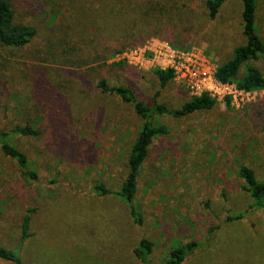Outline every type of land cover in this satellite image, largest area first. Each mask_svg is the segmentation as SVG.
I'll list each match as a JSON object with an SVG mask.
<instances>
[{
  "label": "rangeland",
  "instance_id": "374dc122",
  "mask_svg": "<svg viewBox=\"0 0 264 264\" xmlns=\"http://www.w3.org/2000/svg\"><path fill=\"white\" fill-rule=\"evenodd\" d=\"M7 1L15 22L36 35L23 48L0 45V131L31 125L39 135L10 138L37 181L0 150V246L16 250L20 264H142L133 249L146 238L152 264L191 242L197 247L182 264H264V205L254 204L240 174L246 167L264 181V90L238 107L224 99L181 117L153 115L168 132L153 139L139 171L140 226L118 196L92 192L96 183L120 189L143 125L132 103L101 93L97 82L179 110L187 90L174 79L161 86L148 50L149 63L137 68L120 55L176 42L174 49L197 48L218 67L244 43L240 0H227L214 20L206 0H151L158 6L145 29L100 47L71 25L76 0ZM162 7L173 20H158ZM257 31L264 41V0H257ZM251 64L264 75V54ZM29 210L30 237L20 245Z\"/></svg>",
  "mask_w": 264,
  "mask_h": 264
},
{
  "label": "trees",
  "instance_id": "16d2710c",
  "mask_svg": "<svg viewBox=\"0 0 264 264\" xmlns=\"http://www.w3.org/2000/svg\"><path fill=\"white\" fill-rule=\"evenodd\" d=\"M227 0H206L205 10L207 17L214 20ZM97 6L92 10L91 6ZM241 5V35L244 43L235 47L230 60L219 65L216 70V79L222 83H235L238 89L244 91L264 90V75L252 61L258 60L264 54V41L257 31V0H240ZM151 0H76L75 16L71 25L74 28L83 30L85 38L89 42L102 46L103 43L111 41H122L130 38L136 33L137 27L144 29L150 24V13H155ZM160 7V6H159ZM158 12V20L165 16H174V12L169 8H161ZM177 11L176 9H173ZM160 21V20H159ZM140 31V28H139ZM36 35V29L30 25L15 22V12L7 0H0V45L7 48H23ZM171 42L170 46H174ZM245 66V73L240 74L241 68ZM153 74L159 80L161 86H165L173 79L171 70H154ZM96 88L101 92L118 97L125 103H132L135 113L143 120L140 132L137 134L128 159L127 175L117 192H113L101 183H96L92 187V192L98 197L106 195H116L123 200L128 208L133 223L140 226L142 218L135 206V195L137 192V181L140 168L145 161L148 150L155 137L167 134L165 126L154 125L152 117L154 114H169L174 117H181L198 110H209L214 106V101L206 96L190 97L184 105L175 111L168 110L164 105L155 103L152 107L138 102L132 92L125 87H109L104 80H99ZM39 135L31 125L15 126L9 131H0V150L2 154L13 160L17 166L28 176L30 180L37 181L35 173L29 170L27 156L10 141L12 136L27 139L36 138ZM241 177L245 182L243 189L250 194L257 207L264 205V181L257 182L253 172L241 167ZM34 210H29L24 215L21 223V233L19 237L20 245L29 237L30 214ZM197 243L191 242L182 247L171 250L167 259L162 264H182L183 261L196 249ZM153 249L150 240L143 238L133 249L134 256L142 264H152L149 255ZM0 259L13 264H20V257L16 250L0 246Z\"/></svg>",
  "mask_w": 264,
  "mask_h": 264
},
{
  "label": "built area",
  "instance_id": "2783aa9c",
  "mask_svg": "<svg viewBox=\"0 0 264 264\" xmlns=\"http://www.w3.org/2000/svg\"><path fill=\"white\" fill-rule=\"evenodd\" d=\"M153 56L158 70H171L173 79L180 82L190 97L206 96L210 100L220 101L229 99L231 104L238 107L249 101L256 91L238 89L235 83H222L216 79L217 66L197 48L188 51L176 50L166 43L155 48L144 50L134 49L120 55L122 60L132 65L142 67L149 63L144 59V51Z\"/></svg>",
  "mask_w": 264,
  "mask_h": 264
}]
</instances>
